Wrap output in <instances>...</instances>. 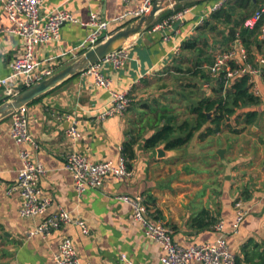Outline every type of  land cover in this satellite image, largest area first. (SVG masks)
<instances>
[{
	"label": "crops",
	"instance_id": "obj_1",
	"mask_svg": "<svg viewBox=\"0 0 264 264\" xmlns=\"http://www.w3.org/2000/svg\"><path fill=\"white\" fill-rule=\"evenodd\" d=\"M6 1L0 0V28L14 26L5 10ZM212 3L204 1L187 7L190 13L183 23H175L169 30V41L164 40L162 33L146 29L128 43V62L124 68L116 70L110 63L102 65V74L111 79L110 88L97 86L95 75L85 71L29 103L30 131L39 149L18 145L10 136L11 118L0 120V264H56L54 256L65 236L71 237L84 263L121 264L120 256L126 254L134 264H162L161 245L135 223L131 207L117 199L124 194L144 195L155 216L172 230L179 245L214 243L222 235L216 226L224 223L225 238L238 264H264V137H200L198 133L185 147L168 150V156L160 157L159 147L154 150L144 147L145 139L154 133L149 130L135 145L132 179H108L103 189L88 190L83 195L77 193L65 168V156L72 151L85 154L93 162L111 160L120 164L124 145L131 135L146 129L140 127L142 130L136 131L139 122L134 121L135 114L129 115L128 110L123 116L105 120L99 119L100 113L111 107L113 92L130 91L138 96L147 83L169 75L181 60L175 54L176 49L196 36L199 20L207 11L209 17ZM140 5L139 0L130 4L123 0H45L44 12L66 10L77 22L66 23L58 41L38 44L36 60L50 64L56 73L69 67L87 52L79 47L92 32L88 23L94 14L109 23L106 35L111 36L133 22L126 14ZM262 26L264 21L259 30L263 46L261 51L253 49L254 63L264 58ZM23 50L21 37L11 33L0 35V78L12 75L11 64ZM207 66L203 69L208 80L201 75L193 78L205 96L213 97L218 83ZM252 79L251 92L261 102L251 109L258 111L259 117L254 125L243 126L255 128L260 123L264 125V66ZM7 101L0 93V105ZM246 111L238 114L242 123L245 117L241 114ZM74 122L82 134L75 146L67 137ZM22 149L30 152L33 161L44 165L46 174L40 181V189L52 199L47 211L33 218L21 216L22 198L19 191L13 190L23 166ZM221 149L224 157L218 153ZM186 155L203 156L208 161L204 166H185ZM218 157L219 166L231 175L219 194L214 183L204 180L214 176ZM239 200L249 214L236 231ZM59 209L68 211L74 220L84 221L89 234H84L78 225L69 224L48 237H30V231Z\"/></svg>",
	"mask_w": 264,
	"mask_h": 264
},
{
	"label": "built area",
	"instance_id": "obj_2",
	"mask_svg": "<svg viewBox=\"0 0 264 264\" xmlns=\"http://www.w3.org/2000/svg\"><path fill=\"white\" fill-rule=\"evenodd\" d=\"M138 0H123L130 4ZM141 5L126 16H131L133 21L149 14L153 4L157 0H139ZM45 0H7L5 10L13 27L0 28V35L11 33L19 36L24 41L23 53L11 64L12 75L0 78V93H3L8 101L12 100L19 93V89H27L43 80L53 76L56 72L53 66L41 63L36 60V47L40 43L58 41L61 36L62 27L69 22H77L74 16L66 10L44 12ZM219 2L213 10L221 6ZM191 9L185 8L162 22L153 24L152 33H162L164 40L169 41V30L175 23H183ZM209 11L205 12L198 25L204 23L208 18ZM264 17V3L257 9L252 17L247 19L244 27L255 30ZM89 26L92 32L80 45L83 51H89L101 43L106 35L109 23L102 21L98 14H94ZM261 38L264 40V26L261 28ZM241 39L235 40L234 46L227 51H219L214 56V62L207 66L209 74L218 82H223L225 87L230 86L242 76L250 78L259 75L264 66V58L251 62L248 50L242 45ZM127 45L121 47L111 55L107 56L100 63L91 67L88 71L95 75L96 85L110 88L111 79L102 74V65L110 63L114 69L124 68L128 62ZM182 47L175 51L177 56L181 55ZM113 101L111 107L100 113L99 119L105 120L113 116H123L131 104V93H112ZM11 118L10 136L18 144L32 146L39 149V145L30 131V109L24 105L15 110ZM67 137L76 145L82 134L77 128L76 122L68 129ZM22 168L19 171L18 182L13 190L19 191L22 198L21 216L33 218L43 215L52 205V199L44 195L40 189V181L46 174V169L41 163L32 160L27 149L20 151ZM65 168L72 176L75 190L83 195L88 190H101L108 179L127 181L133 178L134 172L128 168L127 159L121 157L119 165L111 160L93 162L78 151H72L65 156ZM118 200L129 205L133 212V219L155 242L159 243L164 250L161 258L162 264H236V257L231 251L229 243L224 235V223H219L216 230L222 235L214 243L196 244L183 247L173 239L172 230L165 222L158 219L151 210L146 197L142 194L119 195ZM237 219L234 225L237 231L241 223L249 214V210L243 207V201L236 203ZM69 224L78 225L84 234H89L90 229L82 220H74L71 214L65 209H59L55 214L47 218L41 225L30 231V237L42 235L50 236L54 231ZM56 264H89L81 261L73 240L65 236L59 246V251L54 256ZM121 264H134L126 254L120 256Z\"/></svg>",
	"mask_w": 264,
	"mask_h": 264
},
{
	"label": "trees",
	"instance_id": "obj_3",
	"mask_svg": "<svg viewBox=\"0 0 264 264\" xmlns=\"http://www.w3.org/2000/svg\"><path fill=\"white\" fill-rule=\"evenodd\" d=\"M204 1L213 2L212 8L209 9L210 15L203 24L197 27L196 36L182 45L179 63L181 66H175L174 71L177 74H189L195 77L201 75L208 80L209 76L205 73L203 66L214 62V57L208 52L212 43L215 47L220 46V49L227 51L232 43L240 38L248 50L250 61L254 62L253 49L261 51L263 46L259 40V30L264 20L262 19L255 30L246 29L244 23L254 15L264 0H197L176 5L173 9L165 11L154 24ZM219 2H222L221 6L213 10ZM150 28L152 27L148 29ZM211 34L216 35L218 39L212 38ZM188 63H191V66H187ZM133 102L131 99L130 105ZM260 102V99L251 92L248 76H242L228 87H225L223 82H218L213 97H203L191 108L192 115L195 116L193 125L186 121L178 126L175 122L176 117L170 111L171 107L164 106L157 118L153 119V122L150 121L152 123L150 130L154 133L145 139L144 147L154 150L164 145L169 151L181 149L188 145L198 133L200 137H208L220 132L222 125H228L234 118L240 122L238 114L243 109H247L244 113L243 124L254 125L258 120L259 112L251 108L257 107ZM143 134L144 131L138 135H131L130 140L124 145L123 154L127 159L129 169H131V162L136 158L135 145Z\"/></svg>",
	"mask_w": 264,
	"mask_h": 264
},
{
	"label": "rangeland",
	"instance_id": "obj_4",
	"mask_svg": "<svg viewBox=\"0 0 264 264\" xmlns=\"http://www.w3.org/2000/svg\"><path fill=\"white\" fill-rule=\"evenodd\" d=\"M213 35L214 34H211L212 38L218 39L216 35ZM219 47L220 46L215 47L212 43L208 52L214 57L218 51L222 50ZM195 58H197V56H195ZM178 65L181 66L180 64ZM187 66H191V63H188ZM196 83L197 81L193 76L189 74H177L173 68L169 75L159 76L156 80L147 83V85L140 89L138 96L131 95V99H138L137 102L129 106L127 111L129 115L135 114L132 117L136 119L134 121L139 122L135 125L136 131L144 128V130L146 129L144 134L148 133L152 124L150 121L153 122V119L157 118V115L164 109V106L171 107L170 111L176 117L175 122L178 126L186 121H189L193 125L195 123V116L192 115L191 108L194 107L201 98L207 96L204 95L205 92H203ZM136 113H138V115H136ZM241 115L243 116L244 114ZM135 116L138 117L136 118ZM241 134L244 135L241 136ZM211 137H264V125L260 123L259 126L257 125L255 128L244 127L243 123L241 124V122H238L234 118L228 125L223 124L220 132L213 136L211 135ZM207 161L208 160L203 156L200 158L193 155H186L183 164L185 166L190 165L191 167H195L200 164L203 165L207 163ZM217 161L218 164L216 163L217 168L214 170V176L212 175L210 179L204 180L214 183L217 186V193L219 194L222 185L228 181L227 179L231 178V175L227 174L224 168L219 166V157ZM180 164L181 163H179V165ZM201 181H203V179Z\"/></svg>",
	"mask_w": 264,
	"mask_h": 264
},
{
	"label": "water",
	"instance_id": "obj_5",
	"mask_svg": "<svg viewBox=\"0 0 264 264\" xmlns=\"http://www.w3.org/2000/svg\"><path fill=\"white\" fill-rule=\"evenodd\" d=\"M197 0H157L153 4V8L149 14L143 15L123 29L111 36H104V39L95 48L87 51L78 61L69 67L58 71L53 76L37 83L27 89H19V93L12 100L0 105V120H4L12 115V113L24 105H29L37 98L52 91L65 81L88 71L91 67L100 63L107 56L111 55L121 47L130 43L138 37L143 31L151 27L158 17L165 11L174 8L176 5L193 2ZM210 116V115H209ZM168 150L162 145L158 148L160 157L168 156ZM219 155L224 157V150H220Z\"/></svg>",
	"mask_w": 264,
	"mask_h": 264
}]
</instances>
